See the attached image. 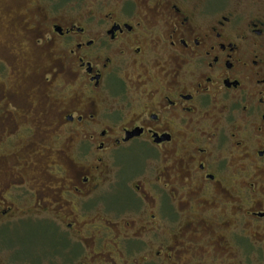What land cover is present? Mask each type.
<instances>
[{"label":"flooded vegetation","instance_id":"obj_1","mask_svg":"<svg viewBox=\"0 0 264 264\" xmlns=\"http://www.w3.org/2000/svg\"><path fill=\"white\" fill-rule=\"evenodd\" d=\"M211 1L0 0V264H264V21Z\"/></svg>","mask_w":264,"mask_h":264},{"label":"rangeland","instance_id":"obj_2","mask_svg":"<svg viewBox=\"0 0 264 264\" xmlns=\"http://www.w3.org/2000/svg\"><path fill=\"white\" fill-rule=\"evenodd\" d=\"M211 5L215 7H221L223 12L228 13L229 11H233L238 16L241 17V19L245 22L250 21H256V20H262L264 21V0H212ZM3 24L0 25V59H6L7 54L2 53L3 47L8 43V40L5 38V30L2 28ZM6 48V47H4ZM27 62H25L22 65V68L27 73V76L29 79V88H39L44 91H49L53 89V86H46L45 84H42V75L43 73L49 69V67L54 66V60L49 55H45L42 59H38L34 55V51H30L29 56L26 58ZM8 68L5 64H0V90L1 89H7L11 85V80L9 79L7 75ZM7 75V76H6ZM40 83L37 84V82ZM111 199L113 201L111 202V207L115 210H117L120 206L118 205L119 202L116 201H122L125 200V196L123 194H118L115 196H111ZM238 207H241V204H238ZM157 223V222H155ZM49 231L47 228H43L37 224H29L26 226L21 227L19 229L18 234L20 235L19 241L21 244L19 246V252L16 254L17 256L23 257V256H34V259H38V254L44 253L42 247V243L46 242L49 245H53L54 240L50 237H48ZM162 236V235H161ZM160 236V237H161ZM162 240H159L158 243H161ZM58 245V243H57ZM225 251H220V253H223L222 255L226 258L225 262L222 259V262H219L216 258V260L213 262L212 260H208V257L204 259L203 264H247L248 259L251 261L250 264H260V258L256 257V255L247 257L243 254H238V256L231 257L227 253H224ZM0 258H2L0 256ZM4 258V257H3ZM6 264H33L28 263L26 261H18V262H12L10 263V259L5 257ZM263 263H264V256H263ZM178 264H196V261L193 260L191 255L189 253H184L180 257V261Z\"/></svg>","mask_w":264,"mask_h":264}]
</instances>
